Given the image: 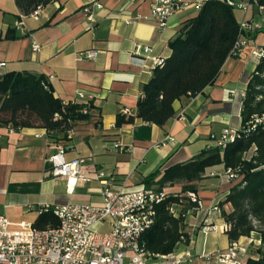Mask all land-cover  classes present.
I'll use <instances>...</instances> for the list:
<instances>
[{
  "label": "crops",
  "instance_id": "crops-1",
  "mask_svg": "<svg viewBox=\"0 0 264 264\" xmlns=\"http://www.w3.org/2000/svg\"><path fill=\"white\" fill-rule=\"evenodd\" d=\"M186 1L159 28L150 18L152 0H55L43 6L37 18L23 15L14 0H0V74H42L54 97L72 101L83 92L94 106V116L77 121L69 136L53 139L40 127L0 126V215L14 228L33 224L46 205L99 203L101 186L92 176L95 170L111 172L115 190L138 187L149 174L189 160L224 131L240 128L245 87L260 60L253 51L264 46V12L256 4L238 10L240 22L258 27L244 32L242 51L225 59L212 85L194 97L176 100L175 114L162 126L137 117L130 124L115 126L117 114L135 115L140 85L149 80L154 61L169 54L168 41L198 13L197 0ZM86 51H95V56L86 58ZM166 136L173 141L162 145ZM114 142L122 149H114ZM57 146L63 147L65 161L85 159L83 171L89 177L78 179L73 188L65 177L54 175L48 160ZM239 180L229 178L223 166L216 165L193 182L201 207L180 193L181 201L171 210L174 216H183L187 236L173 253L188 252L189 256L178 264H219L215 253L230 244L222 211L232 210L228 203H220ZM181 186L176 183L163 189L179 193ZM207 224L212 228L205 232ZM96 228L108 230L105 224ZM252 240L258 246L254 233L238 241L249 252Z\"/></svg>",
  "mask_w": 264,
  "mask_h": 264
},
{
  "label": "trees",
  "instance_id": "trees-1",
  "mask_svg": "<svg viewBox=\"0 0 264 264\" xmlns=\"http://www.w3.org/2000/svg\"><path fill=\"white\" fill-rule=\"evenodd\" d=\"M54 1L14 0L23 15ZM246 1L264 8V0ZM237 10L226 0H203L198 13L186 20L168 41L169 54L152 68L149 80L140 85L135 115L117 114L115 126L130 124L135 117L162 126L175 114L176 100L194 97L212 85L225 59L233 57L235 41L244 34L239 28ZM83 107L78 101L65 102L54 97L42 74L19 71L0 74V126L40 127L54 139L66 135L77 121L94 116L91 100L85 112ZM240 117L237 135L224 147L214 141L189 160L142 179L145 187L158 190L182 184L179 193L166 192L165 198L156 204L152 223L140 235L149 253L169 254L178 242L186 240L183 216H174L171 208L181 201L180 193L195 192L193 182L203 178L209 167L222 165L234 177H240L220 203H228L232 208L228 213L222 211L227 238L232 243L256 234L259 244L246 264H264V57L246 84ZM57 223L52 209H41L32 226L46 228Z\"/></svg>",
  "mask_w": 264,
  "mask_h": 264
},
{
  "label": "built area",
  "instance_id": "built-area-1",
  "mask_svg": "<svg viewBox=\"0 0 264 264\" xmlns=\"http://www.w3.org/2000/svg\"><path fill=\"white\" fill-rule=\"evenodd\" d=\"M203 0H197L200 7ZM230 5L246 10L247 1L236 2L226 0ZM186 0H152L150 18L159 28L166 25L170 15L187 5ZM43 6L38 5L29 14L37 18L42 13ZM264 12V8L259 6ZM257 24L243 20L239 28L245 32L255 30ZM241 33L231 50V56H237L246 44ZM37 45H33L36 50ZM144 52L149 51L143 47ZM253 55L259 59L264 57V48H257ZM95 51H86V58H93ZM162 59H156L155 65ZM3 63H0L2 66ZM91 97L78 92L74 101L84 105L85 112ZM126 113V110H125ZM67 136L73 134V128L66 131ZM237 135L236 131H224L214 141L221 147L232 141ZM173 141L166 136L162 142ZM114 149H122L118 142L113 143ZM64 149L56 147V152L48 157L56 176L65 177L67 183L73 188L78 179L88 178L83 171L85 159L73 158L65 161ZM229 178L234 174L227 170ZM92 176L101 186L102 199L99 203H67L64 205L44 206V210L52 209L58 219L53 227L35 228L32 224L20 223L16 228L3 215H0V264H178L189 253L183 254H151L140 241L141 233L152 223L155 206L165 196L164 189L145 187L141 184L131 189L115 190L112 188L114 176L111 172L95 170ZM189 199L201 207V201L195 192H187ZM213 210H219L217 206ZM107 225V231L97 230L98 225ZM212 226H203L206 232ZM226 229V225H225ZM253 243V240L251 241ZM247 246L239 241L232 242L225 249L215 254L219 264H246L248 255ZM127 260V262H125Z\"/></svg>",
  "mask_w": 264,
  "mask_h": 264
},
{
  "label": "rangeland",
  "instance_id": "rangeland-1",
  "mask_svg": "<svg viewBox=\"0 0 264 264\" xmlns=\"http://www.w3.org/2000/svg\"><path fill=\"white\" fill-rule=\"evenodd\" d=\"M237 13H239L238 10H237ZM165 191H166V192H169V191H170L169 187H166V188H165ZM251 245H252V246H251V248L249 249V252H247L248 254H251V253H253V252L255 251V247L253 246L254 243H252ZM125 262H127V260H125Z\"/></svg>",
  "mask_w": 264,
  "mask_h": 264
}]
</instances>
